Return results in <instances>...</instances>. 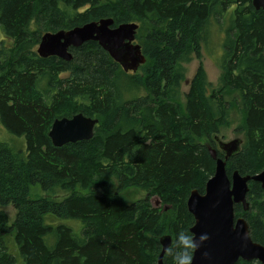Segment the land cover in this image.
<instances>
[{
  "label": "trees",
  "instance_id": "1",
  "mask_svg": "<svg viewBox=\"0 0 264 264\" xmlns=\"http://www.w3.org/2000/svg\"><path fill=\"white\" fill-rule=\"evenodd\" d=\"M251 1L0 0L8 41L0 43V126L23 139L0 142V264H157L160 238L170 236L172 247L194 224L187 198L203 193L214 173L209 150L223 157L214 137L234 111L242 149L227 160V174L264 170V10ZM227 14L219 92L209 95L200 66L182 108L178 65L201 57L209 23ZM100 19L138 25L140 74L124 72L96 42L70 48L69 62L37 55L43 34ZM78 113L98 120L92 139L54 147V120ZM129 188L145 197L127 202ZM248 189L249 210L234 205L235 218L264 246V189ZM34 190L47 196L31 199ZM154 197L166 212L151 206Z\"/></svg>",
  "mask_w": 264,
  "mask_h": 264
},
{
  "label": "water",
  "instance_id": "2",
  "mask_svg": "<svg viewBox=\"0 0 264 264\" xmlns=\"http://www.w3.org/2000/svg\"><path fill=\"white\" fill-rule=\"evenodd\" d=\"M255 10L264 9V0H252ZM112 19H100L82 26L45 33L37 47L40 58L57 57L71 61L70 48H79L87 42H96L110 58L119 63L124 72H136L145 63L141 46L136 43L138 25L135 23L120 24L113 27ZM98 120L78 113L71 118L56 119L50 126L48 137L56 148L81 141H89L94 134ZM223 157H217L216 150L210 149V158L215 162L213 175L207 180L203 193L192 190L187 198L186 208L194 219L190 232L197 235L207 233L208 239L194 253L192 264H237L259 262L264 264V246L254 242L244 218H235L234 205H242L249 210L247 193L248 183H259L264 189V170L254 175H240L236 170L228 175L227 160L241 151L242 140L230 142L214 137ZM157 200V197H154ZM161 204L160 200L158 199ZM159 208V207H153ZM168 207H164L167 211ZM161 251L157 264H163L166 252L164 247H171L172 238L164 235L159 240Z\"/></svg>",
  "mask_w": 264,
  "mask_h": 264
},
{
  "label": "rangeland",
  "instance_id": "3",
  "mask_svg": "<svg viewBox=\"0 0 264 264\" xmlns=\"http://www.w3.org/2000/svg\"><path fill=\"white\" fill-rule=\"evenodd\" d=\"M242 7H244L246 10V5H244ZM228 12H230V11H228ZM225 16L226 17L223 19L224 21L222 20V18L224 16H222V18H219L217 20H212L209 23V27H208L209 35H208L207 40L205 41V43L203 44V46L201 48V53H200L201 57L198 59L193 58L189 62H185V63L182 62L178 65L179 71H181L183 76H184V82L182 83V86L180 88V96L181 97L179 100L181 105H182V108L185 107V102H186L185 95L188 93L190 87L192 86V84H193L192 81H193L195 75L197 74V70L200 68V66H201L202 70H204L205 77H206V83L208 85H210L212 88V92L211 93L209 92V95L216 97V95L214 93H216L217 91L219 92L218 84H219V80L221 77V72H220V70H218L217 65H218L219 58H220L221 52H222L221 45H222V41H223V37H224V28L227 27L225 23L229 22V18H228L229 15L227 14ZM218 24H225V25H223L221 28ZM0 43H2L3 45L8 44L7 39L4 37V35L1 31H0ZM0 47H1V45H0ZM138 73L140 74L141 72L139 71ZM222 94L218 95V98L222 97ZM236 96H237V94H234V96L232 95L231 97H225V99L227 101H231ZM227 122H228V124L227 125L224 124L220 128V133L216 136H218V138L224 142H230V141H233L235 139H242L243 134L241 132V127H240V124L242 123L241 115L237 111H234L232 117L228 118ZM9 137L12 138L11 142L8 140ZM18 139L19 138H15V137L9 135L0 126V142L12 145L13 140H18ZM19 140H21V139H19ZM21 141L19 142L17 147L21 146ZM203 142H205V140H203ZM241 149H242V145H241ZM58 193H59L60 197L67 195V193H63L61 191H58L56 194H58ZM46 196H47V194H45L43 192H39L37 190H34V191H32L31 199L37 200L39 198H44ZM122 197L127 202L132 203V202H135L139 199L144 198L145 194L143 192L137 190V189L129 188L122 193ZM263 199H264V196H263ZM150 204L153 207H155V206L159 207L158 209H160V211L161 210L164 211V207H166V206H163L162 204H160L158 199L155 200L154 198H150ZM3 210L5 211L6 215L8 216L10 222L13 223L14 215H15L14 209L11 206H7V207H3ZM68 224L75 226V224L73 222H69Z\"/></svg>",
  "mask_w": 264,
  "mask_h": 264
},
{
  "label": "clouds",
  "instance_id": "4",
  "mask_svg": "<svg viewBox=\"0 0 264 264\" xmlns=\"http://www.w3.org/2000/svg\"><path fill=\"white\" fill-rule=\"evenodd\" d=\"M207 239V233L197 235L194 232L184 230L177 233L174 246L164 247L162 250L172 257L174 264H192L194 253Z\"/></svg>",
  "mask_w": 264,
  "mask_h": 264
},
{
  "label": "flooded vegetation",
  "instance_id": "5",
  "mask_svg": "<svg viewBox=\"0 0 264 264\" xmlns=\"http://www.w3.org/2000/svg\"><path fill=\"white\" fill-rule=\"evenodd\" d=\"M241 140V139H240ZM221 152V151H220ZM217 157H219L218 155H217ZM249 204V203H248ZM234 214H235V212H234ZM240 218H243V217H240Z\"/></svg>",
  "mask_w": 264,
  "mask_h": 264
},
{
  "label": "bare ground",
  "instance_id": "6",
  "mask_svg": "<svg viewBox=\"0 0 264 264\" xmlns=\"http://www.w3.org/2000/svg\"><path fill=\"white\" fill-rule=\"evenodd\" d=\"M258 11V10H257Z\"/></svg>",
  "mask_w": 264,
  "mask_h": 264
}]
</instances>
